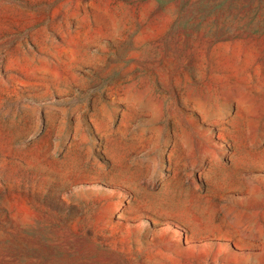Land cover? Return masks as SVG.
Masks as SVG:
<instances>
[{
	"label": "rangeland",
	"instance_id": "1",
	"mask_svg": "<svg viewBox=\"0 0 264 264\" xmlns=\"http://www.w3.org/2000/svg\"><path fill=\"white\" fill-rule=\"evenodd\" d=\"M0 264H264V0H0Z\"/></svg>",
	"mask_w": 264,
	"mask_h": 264
}]
</instances>
